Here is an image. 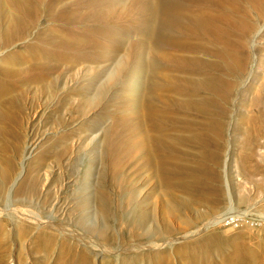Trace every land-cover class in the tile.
Listing matches in <instances>:
<instances>
[{
  "label": "rangeland",
  "instance_id": "1",
  "mask_svg": "<svg viewBox=\"0 0 264 264\" xmlns=\"http://www.w3.org/2000/svg\"><path fill=\"white\" fill-rule=\"evenodd\" d=\"M107 1L0 0V80L8 84L7 96L12 90L24 100L20 108L7 104L11 125L5 133L0 118V264L42 257L36 245L45 235L53 246L42 264H63L57 258L61 241L71 248L65 264L80 252L93 264H264V139L254 120L264 82V53L258 52L264 15L248 37L246 66L240 70L229 61L231 86L217 97L197 76L174 90L165 86L161 27L152 46L140 0ZM151 57L161 76L157 69L150 75ZM192 94L196 103L206 98L210 120L217 111L224 123L218 160L186 159L215 171L208 187L169 183L159 193L156 183L141 186L145 176H134L133 167L145 151L135 159L143 121L151 125L160 96L175 95L170 113L180 117L188 106L183 98ZM14 113L21 125H12ZM192 118L201 131L209 130L197 110ZM185 133L175 138L179 132L168 130L171 148H203L183 142ZM28 179L36 182L34 194L22 188ZM103 192L108 218L99 211ZM146 193L150 199H141ZM145 213L148 237L133 230V239L131 226ZM129 245L136 249L119 252ZM18 247L24 263L15 260Z\"/></svg>",
  "mask_w": 264,
  "mask_h": 264
},
{
  "label": "bare ground",
  "instance_id": "2",
  "mask_svg": "<svg viewBox=\"0 0 264 264\" xmlns=\"http://www.w3.org/2000/svg\"><path fill=\"white\" fill-rule=\"evenodd\" d=\"M245 3L250 5L252 12L245 6ZM144 10L148 15V36L152 46L158 41L156 27H161L162 64L166 71V74L162 77L164 85L174 90L175 86H180L185 82V77L189 76L190 79L197 76L203 79L206 88L214 92L217 97L220 94L226 95L228 88L231 86L227 83L230 77L229 61H234L235 66L239 67L240 70H243L246 66L248 56L245 49L248 39H250L248 37L256 30V25L264 15L262 0H161V2L158 0H144L142 2L140 0V11ZM114 35L117 36V42L121 45L123 41L121 35L118 32H114ZM60 46L68 47L67 42L64 41H60ZM258 52L264 53V45L258 48ZM60 53L57 51L52 57ZM83 58L88 57L84 55ZM45 60V58L37 59L36 63H42ZM259 62L263 64L264 58L260 57ZM150 64L152 67H149V71L152 78H154L156 69L158 75L161 76L159 72L160 65L153 57L150 59ZM9 91L8 84L0 80V118L4 117L3 133L9 130L11 125V112L7 104L11 107L12 103H16L20 108L21 103L24 102L21 98L22 93L15 96L11 90V97L7 96ZM174 96L156 98L161 105L155 106V112L149 115L150 126L146 121H143V146L139 148L138 144L134 148L136 160L139 156L137 153L141 150L145 151L142 156V163L134 165L133 175L136 177L145 176L141 186L156 183L155 190L159 193L166 192L169 183L174 184L168 187H178L182 184L195 185L194 189L208 187L207 181L211 180L209 176L213 175L215 171L206 164L190 163L186 159L218 160L219 140L224 137L222 117L216 111L212 120L208 118V112H213L208 110L211 107L205 97L201 99V103L195 102L197 99H194L195 95L193 94L188 95L187 99L183 98L182 105L187 102L188 106L180 110L182 114L180 117H176L170 113V105L173 104V102L172 104L170 102ZM256 108L257 111L254 115L256 133L264 139V120H260L264 116L263 81L259 86V99ZM194 110H197L203 117L202 125L204 129H209L206 132L201 131L192 123ZM221 114L225 115L222 109ZM12 125H21V118L18 113H14ZM169 129L179 132L175 138L186 132L182 138L184 139L183 142L203 148H197L196 150L171 148L173 147V141L171 142L169 139ZM17 134L18 132L14 131V135ZM176 175L181 177H176ZM30 178L34 180L32 177ZM31 179H28L26 185L22 187L27 194H34L36 190V182H32ZM214 179L218 180L216 176ZM3 182L5 183V181ZM151 195L146 193L141 195L140 198L149 200ZM44 199H48V195ZM99 202L101 214L105 218L110 217V202L106 193L103 192L100 195ZM146 226L147 216L145 213L134 226H131L132 230L129 231V236L135 239L133 230H137L141 236L148 237ZM52 242L48 235L39 236L36 249L42 253V257L33 258L31 264L43 263L46 255L50 254L51 246H53ZM134 249H136L135 246L129 245L119 252ZM17 250L15 260L18 263H24L26 259L24 250L21 247ZM61 250V255L58 254L57 258L65 264V255L70 252L71 248L61 241ZM262 257L264 258V250L262 251ZM92 262L90 254L80 252L77 253L76 260L71 264H93ZM56 264L61 263L57 262ZM191 264L199 263L193 261Z\"/></svg>",
  "mask_w": 264,
  "mask_h": 264
}]
</instances>
